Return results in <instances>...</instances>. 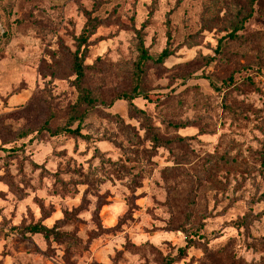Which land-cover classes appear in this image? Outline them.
<instances>
[{
    "label": "rangeland",
    "instance_id": "1",
    "mask_svg": "<svg viewBox=\"0 0 264 264\" xmlns=\"http://www.w3.org/2000/svg\"><path fill=\"white\" fill-rule=\"evenodd\" d=\"M246 3L0 0V264H264V0L231 34ZM139 43L172 55L138 77ZM135 86L158 97L133 100L143 119L117 99Z\"/></svg>",
    "mask_w": 264,
    "mask_h": 264
},
{
    "label": "trees",
    "instance_id": "2",
    "mask_svg": "<svg viewBox=\"0 0 264 264\" xmlns=\"http://www.w3.org/2000/svg\"><path fill=\"white\" fill-rule=\"evenodd\" d=\"M246 1H247V3L245 4V7L243 8V10L242 9L238 10L240 13L241 12L245 13L243 18L241 19V22H240L241 25H240V27H235L232 30L231 34H234L238 30H240V28L246 22V20H248L250 18L251 9L257 0H246ZM5 36H7L6 30L4 31V34L2 35V37H0V39L4 38ZM87 40H88V35H85V33H83L82 36L79 38L80 46L84 45ZM138 50H139L138 62L135 66V70L137 72L138 77L142 76L145 73V67L147 65H149V64L161 65L164 63V61L166 59H168L172 55V51L165 48L154 59L153 57H151L147 54L142 43H139ZM83 61H84V55L83 54L79 55L78 51H76L74 54L71 55V59H70V63H69V67H70L73 75L75 76L76 90L78 92L77 103L72 108V110L75 111V113H76L77 108H79V107L83 108V106H89L88 103L92 102V100H93V99H91L90 94L87 93L86 90L83 88V81L85 78V67L83 65ZM137 98H142V99L146 100L147 102L153 103L154 101H156L158 99V97L156 95L143 93V92L139 91L138 86H135L132 89L131 93H124L117 98V99H121V100H124L127 102L128 113L130 114L131 117L133 116L132 118H135L137 116L136 117L137 119H139V118L143 119L145 117L144 113L142 111L138 110L133 104V100H135ZM84 114L85 113H83L82 115H79L78 117L74 115V116H72V118H73V120L78 122V124H80L81 121L85 118ZM58 132L73 133L74 131L69 130V124H67L65 127L58 129ZM30 232L33 234H41V235L46 236L49 232H51V230H48L47 228H45L43 226H34L30 229ZM184 250H185V247L183 249H180L179 254L180 255L183 254Z\"/></svg>",
    "mask_w": 264,
    "mask_h": 264
},
{
    "label": "built area",
    "instance_id": "3",
    "mask_svg": "<svg viewBox=\"0 0 264 264\" xmlns=\"http://www.w3.org/2000/svg\"><path fill=\"white\" fill-rule=\"evenodd\" d=\"M263 74H264V72H263Z\"/></svg>",
    "mask_w": 264,
    "mask_h": 264
}]
</instances>
